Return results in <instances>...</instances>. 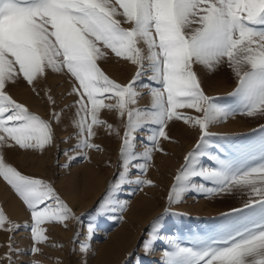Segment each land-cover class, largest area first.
Segmentation results:
<instances>
[{
	"label": "snow or ice",
	"instance_id": "6c2138e0",
	"mask_svg": "<svg viewBox=\"0 0 264 264\" xmlns=\"http://www.w3.org/2000/svg\"><path fill=\"white\" fill-rule=\"evenodd\" d=\"M105 50L135 66L128 83L111 79L101 69L98 61L107 58ZM223 64L236 78L229 94L233 104L220 103L222 98L206 94L202 87L201 73L214 74ZM50 72H66L73 80L69 95L76 99L68 107L76 109L71 120L76 142L64 152L71 161L89 149L100 150L92 141L95 126L115 131L100 118L102 109L116 112L122 122L126 118L119 146L121 171L95 210L98 218L109 210H125L127 202L116 198L124 185L153 186L143 174L153 153L164 151L161 141L172 139L167 129L182 123L198 128L200 135L175 176L169 204L181 203L190 192L206 198L239 192L247 198L225 214L215 236L191 246L165 238L166 221L157 218L143 243L145 252L164 239L163 264H264V126L254 146L239 159H222L209 151L211 126L238 114L264 116V0H0V177L26 206L31 221L16 224L0 208V230L29 231L32 254H42L39 245L49 239L44 225L67 228L70 221L81 220L52 184L23 175L3 151L14 147L43 151L54 144L53 123L62 122L63 111L42 119L6 90L22 79L36 91ZM138 86L150 98L143 109L136 107L144 95ZM47 99L56 104L52 96ZM140 131L148 132L143 151L136 150ZM71 152L77 155L70 156ZM205 160L212 164L205 165ZM133 170L140 173L134 180L129 178ZM197 178L200 183L194 182ZM95 229L89 222L86 239ZM7 248L0 261L16 264L13 256L20 250L11 236ZM81 251L87 253L89 245L82 243Z\"/></svg>",
	"mask_w": 264,
	"mask_h": 264
},
{
	"label": "rangeland",
	"instance_id": "374dc122",
	"mask_svg": "<svg viewBox=\"0 0 264 264\" xmlns=\"http://www.w3.org/2000/svg\"><path fill=\"white\" fill-rule=\"evenodd\" d=\"M124 26L128 27L126 24ZM105 51L108 52L107 58L98 61L101 69L111 79L122 84L128 83L136 71L135 66L115 57L110 50ZM201 79L206 94L222 98L219 101L222 104L234 103L229 94L234 91L237 82L227 64L221 65L214 74L201 73ZM143 80L146 83L147 76ZM72 84L73 80L66 72H50L47 79L37 85L36 91L22 79L14 84L10 83L7 93L33 114L42 119H50L53 111H63V115L61 123H53L55 140L52 146H46L43 151L18 147L5 148L3 151L7 162L23 175L52 184L61 199L81 220L79 223L70 221L67 228L55 223L44 225L49 239L39 245L42 254L30 253L33 242L29 231L23 228L14 233L0 230V256L8 251L11 236L13 246L20 250L18 255L13 256L16 264H32L34 260L39 264H85V261L87 264H163L162 252L167 250L164 239L157 241L150 253H146L143 247L144 241L149 239L150 226L157 218L163 216L166 221L167 227L162 233L165 238L171 237L181 242L182 246H191L198 239L215 236L224 222L225 214L242 206L247 197L239 192L210 198L190 192L181 203L169 204L168 196L175 176L185 163L184 157L195 148L200 135L198 128L177 123L167 129L172 139L161 141L164 151L153 153L150 166L143 174L144 179L153 181V186L146 185L141 189L135 184L124 185L116 198L127 202L125 210H109L98 218L95 210L107 197L109 185L121 171L119 146L126 118L122 122L116 112L102 109L100 118L112 124L115 131H109L106 126H95L96 135L92 141L99 145L100 150L89 149L75 161H71L64 152L76 142L77 130L71 124L76 109L68 107L76 99L69 95ZM137 90L144 95L138 98L136 107H148L150 98L147 90L139 86ZM48 96L55 99V105L48 102ZM105 103L114 101L105 100ZM184 111L194 114L190 109ZM262 126L264 116L247 117L238 114L230 117L227 121L210 127L213 135L209 151L222 159H239L245 150L254 146L261 135L259 130ZM115 132H119L120 136ZM136 135V150L143 151L144 138L148 132L140 131ZM69 136L72 139L64 143ZM75 155L76 152L70 153V156ZM203 162L205 165L212 164L209 160ZM138 175L140 173L133 170L129 178L134 180ZM194 182L201 181L197 178ZM0 208L16 224L31 222L26 206L2 177ZM89 222L96 225L90 240L86 239ZM82 243L89 245L87 253L81 251ZM0 264L7 262L0 261Z\"/></svg>",
	"mask_w": 264,
	"mask_h": 264
},
{
	"label": "bare ground",
	"instance_id": "6f19581e",
	"mask_svg": "<svg viewBox=\"0 0 264 264\" xmlns=\"http://www.w3.org/2000/svg\"><path fill=\"white\" fill-rule=\"evenodd\" d=\"M74 197V196H73ZM75 199V198H74ZM110 255V254H109Z\"/></svg>",
	"mask_w": 264,
	"mask_h": 264
}]
</instances>
